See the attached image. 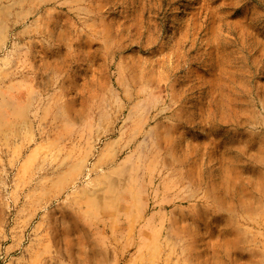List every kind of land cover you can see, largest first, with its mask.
<instances>
[{
  "label": "rangeland",
  "instance_id": "1",
  "mask_svg": "<svg viewBox=\"0 0 264 264\" xmlns=\"http://www.w3.org/2000/svg\"><path fill=\"white\" fill-rule=\"evenodd\" d=\"M0 264H264V0H0Z\"/></svg>",
  "mask_w": 264,
  "mask_h": 264
}]
</instances>
